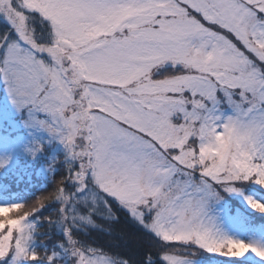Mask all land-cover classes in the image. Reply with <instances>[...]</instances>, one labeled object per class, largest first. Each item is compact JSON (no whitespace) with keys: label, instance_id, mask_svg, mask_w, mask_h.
<instances>
[{"label":"snow or ice","instance_id":"snow-or-ice-1","mask_svg":"<svg viewBox=\"0 0 264 264\" xmlns=\"http://www.w3.org/2000/svg\"><path fill=\"white\" fill-rule=\"evenodd\" d=\"M0 264H264V0H0Z\"/></svg>","mask_w":264,"mask_h":264},{"label":"trees","instance_id":"trees-1","mask_svg":"<svg viewBox=\"0 0 264 264\" xmlns=\"http://www.w3.org/2000/svg\"><path fill=\"white\" fill-rule=\"evenodd\" d=\"M49 186H50V185H48L47 187H49ZM21 187L23 188V186H21ZM47 187H46V188H47ZM45 190H46V189L41 185V186H38V187H36V188H31V189H29V190H26V191L24 192V196H25V198L32 199L33 196H36V195H38V194H41V193L44 192ZM36 191L39 192V193H37ZM45 203H46V204H47V203H50V201H45ZM49 211H51V209H50ZM47 215H49V212H48V211L44 212V216H47ZM113 227H114V229L116 230V233H119L121 230L131 232L130 227H129L128 225L125 224L123 217H121V222H120L119 224H117V225H114ZM94 235H95L98 239H100L101 241H106V240L109 239L108 237H105V236H103V235L100 234V233H95ZM131 247H134V244L131 245ZM122 250H123V249H122Z\"/></svg>","mask_w":264,"mask_h":264},{"label":"rangeland","instance_id":"rangeland-1","mask_svg":"<svg viewBox=\"0 0 264 264\" xmlns=\"http://www.w3.org/2000/svg\"><path fill=\"white\" fill-rule=\"evenodd\" d=\"M54 187H55L54 185H50L49 187L45 188L46 190L44 192H42L41 194H38L36 196H33L32 199L25 198L26 206L31 207L32 205L35 204V202L38 198L48 197L50 195V193L53 191ZM37 193H39V192H37Z\"/></svg>","mask_w":264,"mask_h":264}]
</instances>
